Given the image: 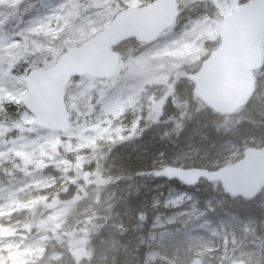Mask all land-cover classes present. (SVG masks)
Masks as SVG:
<instances>
[{
    "label": "rangeland",
    "instance_id": "rangeland-1",
    "mask_svg": "<svg viewBox=\"0 0 264 264\" xmlns=\"http://www.w3.org/2000/svg\"><path fill=\"white\" fill-rule=\"evenodd\" d=\"M149 1L118 0L122 6L132 8ZM207 1L215 5L220 17L232 12L240 4V0ZM22 2V16L33 8L32 16L24 22L25 31L8 34L0 30V100L15 104L20 103L26 92L24 74L17 66L21 57L20 50H26L35 60L46 63L57 55L53 41L60 34L66 32L65 44L75 43L99 31L110 22L114 14L112 0H0V23L6 19L5 9H11ZM75 3L84 8H93V11L74 21L73 17L78 13V4ZM183 27L179 31L181 36L175 40L177 44L164 40L157 47L172 49L174 45V55L181 56L162 57L164 62L170 61L168 67H177L183 60L199 61L203 58L207 43L218 37L220 25L211 18L208 20L198 15ZM149 54L148 58L156 64L157 72L147 78L119 82L127 74H138L144 59L140 55L128 61L127 67L121 64L120 70L126 71H119L110 79L99 81L87 76L76 80L66 95L71 123L64 134L36 127L32 122L33 117L25 110L15 121H0V224L3 221L2 225L8 231L19 229L27 214L35 215L38 206L50 202L57 195L58 186L73 178L75 164L83 162L88 150L94 151L134 135L145 117L151 113L154 117L158 115L156 106L160 107L161 99L168 92L170 73L162 59L157 60ZM258 98L264 106V92ZM61 136L71 151L69 156L58 149ZM247 142L251 147H258L261 139L249 137ZM208 153L187 148L175 152L173 160L174 163L183 162L198 155L207 159L212 166L220 167L235 163L242 157L240 146L233 142L215 147L209 158ZM163 166L165 164L159 165V168ZM140 187L139 183L128 182L118 185L117 190L111 189L104 196L103 209L117 207L118 203L114 204V200L119 201L121 195L126 198L131 196ZM116 193L120 194L119 198L115 197ZM261 194L264 206V190ZM224 201L225 197L211 196L200 207L199 199L190 192L165 186L164 183L152 184L145 188L144 197L140 201L143 210L148 205V210L154 213L148 227L133 223L130 227L132 238L121 245L120 258L115 256L113 241L107 239L109 242L102 244L100 252L103 254L97 257V262L264 264V257L260 253V247L264 252V216L247 214L241 218L223 212L212 228L206 226L205 223L209 222L204 221L203 217L207 207H220ZM44 206L43 215L57 230H71L69 205ZM94 209L88 194L78 201L73 211L87 215ZM182 217L193 228L187 238L177 239L174 229L169 227L181 221ZM111 233L110 229L107 238ZM80 240L83 238L80 237ZM138 249L142 255L137 253ZM63 257L52 243L48 224H43L29 235L13 234L0 238V264H67Z\"/></svg>",
    "mask_w": 264,
    "mask_h": 264
},
{
    "label": "trees",
    "instance_id": "trees-1",
    "mask_svg": "<svg viewBox=\"0 0 264 264\" xmlns=\"http://www.w3.org/2000/svg\"><path fill=\"white\" fill-rule=\"evenodd\" d=\"M112 1L114 14L125 8L118 0ZM245 1L248 0H240V3ZM23 4L24 2L11 7V9H5L6 19L0 23V30L3 29L8 34L25 31L24 22L32 16L33 8L29 9L30 12L27 15L22 16ZM177 5V19L166 35L148 44L139 43L134 39L127 40L114 49L119 54L120 62L124 66L128 61L140 55L144 57L142 68L139 71L137 70L138 74H127L119 82H131L136 78H147L154 75L157 72L155 69L156 64L148 58V54L159 46L161 41L178 35L180 29L187 25L192 18L202 15L208 16L217 23L220 22L221 17L217 8L207 0H185L177 2ZM92 11L93 8H84L78 4V13L76 17H73V20L77 21L76 19L91 14ZM64 34H60L59 38L53 41V47L57 55L46 63H41L38 59L35 60L26 50H20L21 57L17 63L20 72L25 75L33 68L51 66L60 53L91 36H85L72 44H65L63 42ZM217 44L218 38L213 42H208L205 55L199 61L183 60L177 67H168L170 61L165 60L164 62L162 59L170 75L166 104L160 121H156V116L149 114L146 119L139 123L137 132L134 135L127 136L106 147H99L94 151L88 150L83 162L80 165L75 164L73 178L58 186L57 195L55 196V204L69 205L72 224L70 231L57 230L51 221H48L43 215L46 207L41 204L38 206L35 215H32V213L26 215L18 233L29 235L43 224H48L52 234V243L55 249L63 254V259L66 260L67 264H98L97 257L103 254L100 252L101 246L109 240L115 244V256L120 258V247L125 240L131 237L130 227L133 223H141L147 228L151 217L154 215L148 210V205L144 204L146 209L143 210V206L140 204L144 197L145 188L147 189L152 184L162 183L165 186H174L177 189L194 194L199 199L200 207H203V202L211 196L225 197V201L220 207H207V213L204 215L203 220L209 222L205 223L209 228H212L219 221L223 212L238 215L241 218L246 217L247 214L264 216L262 194L252 201H245L223 195L217 183L202 180L194 187H185L177 181L156 179L154 177V173L161 164L181 165L186 168H217L215 165L212 166L207 159L200 158L198 155L191 156L183 162L174 163V153L187 148L200 149L205 153L209 151V158L215 147L226 142L238 144L241 152L244 148L251 146L247 142L249 137L260 138L261 143L258 147L264 146V106L258 98L264 92V65L254 72L255 94L247 105L233 115L222 116L206 108L192 93L193 84L186 78V75L195 72L202 60ZM120 69V72L126 71V69L122 71ZM76 80L78 78L71 81L66 93ZM22 111L23 107L20 103L15 104L8 100H0V121L7 123L15 121ZM62 138L63 136L60 138L58 149L69 156L71 151ZM91 151L93 152L91 153ZM80 167H83L82 171ZM86 171L90 174L86 175ZM128 182L139 183L141 187L135 194L130 193L131 196L127 198L125 195H121L119 201L114 200V204L118 203L117 207L113 206L112 209L104 210L103 202L107 192L111 189L117 190L118 185ZM88 194H90L94 204V211L87 215L74 212L73 209L78 201ZM119 195L116 193L115 197L119 198ZM169 228L174 229V235L177 239H183L191 234L193 226L190 222L187 224L185 218L182 217L181 221ZM110 229L112 233L107 238ZM201 232L203 231L201 230ZM80 237L83 238L82 241ZM260 249L261 256L264 257L262 247ZM138 252L142 255L140 249L137 250Z\"/></svg>",
    "mask_w": 264,
    "mask_h": 264
},
{
    "label": "water",
    "instance_id": "water-1",
    "mask_svg": "<svg viewBox=\"0 0 264 264\" xmlns=\"http://www.w3.org/2000/svg\"><path fill=\"white\" fill-rule=\"evenodd\" d=\"M178 15L175 0H154L116 13L93 37L60 53L50 67L29 70L24 77L23 108L41 129L65 133L70 115L65 92L73 78L90 76L105 80L118 70L120 58L114 48L135 39L150 43L170 29ZM219 43L188 74L193 95L206 108L222 115L237 113L255 93L254 72L264 64V0H248L222 16ZM88 172L86 173V175ZM157 179L194 187L200 181L218 183L224 195L251 201L264 189V147H247L235 163L215 169L167 165L154 173ZM56 198L47 203H55ZM46 204V202H43ZM10 235L14 232L10 231ZM6 230L0 226V238Z\"/></svg>",
    "mask_w": 264,
    "mask_h": 264
},
{
    "label": "flooded vegetation",
    "instance_id": "flooded-vegetation-1",
    "mask_svg": "<svg viewBox=\"0 0 264 264\" xmlns=\"http://www.w3.org/2000/svg\"><path fill=\"white\" fill-rule=\"evenodd\" d=\"M166 98H167V97H166ZM166 98H163L162 100H164V99H166ZM162 100H161V101H162ZM165 104H166V102H165ZM165 104H164V105H165ZM164 105H162V107H160V108L157 106L156 109H157L158 112L161 111V115L158 116L157 118H155L156 121H160L161 117L163 116ZM150 115L152 116V113H151ZM145 119H146V117H145ZM151 121H153V120H151Z\"/></svg>",
    "mask_w": 264,
    "mask_h": 264
}]
</instances>
